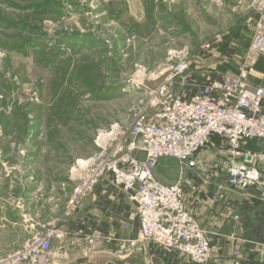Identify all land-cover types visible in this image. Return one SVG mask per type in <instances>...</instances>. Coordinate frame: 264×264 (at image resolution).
<instances>
[{
  "label": "rangeland",
  "instance_id": "374dc122",
  "mask_svg": "<svg viewBox=\"0 0 264 264\" xmlns=\"http://www.w3.org/2000/svg\"><path fill=\"white\" fill-rule=\"evenodd\" d=\"M257 4L0 0V207L16 201L23 208L25 193L41 189L32 203L42 213L28 218L30 224L62 215L74 171L100 153L98 137L129 129L140 102L170 73L173 59L199 67L205 59L206 69L218 64L223 72L222 62L229 59L218 46L226 44L239 48L227 64L238 66L250 39L242 27ZM206 45L213 50L205 51ZM173 175L167 178L172 184Z\"/></svg>",
  "mask_w": 264,
  "mask_h": 264
},
{
  "label": "built area",
  "instance_id": "2783aa9c",
  "mask_svg": "<svg viewBox=\"0 0 264 264\" xmlns=\"http://www.w3.org/2000/svg\"><path fill=\"white\" fill-rule=\"evenodd\" d=\"M257 1V18L248 19L252 39L239 74L199 85L191 82L192 65L186 59H173L170 73L140 102L129 129L114 128L100 135V153L74 171L75 186L62 215L35 225L30 240L0 256V264H41L51 254L53 241L63 244L70 236L84 239L90 251L117 244L118 257H130L139 247L154 243L195 264L212 261L215 248L209 231L189 210L186 190L196 189L190 174L198 169V155L219 148L215 138L222 140L231 187L263 185L264 153L245 150L250 140L264 141V85L251 82L257 60L264 57V0ZM204 50L211 51V45ZM185 88L190 93L191 88L198 90L189 97L181 94ZM163 159L177 162L179 176L173 184H164L156 177L155 169ZM104 181L133 193L140 222L136 239H118L96 230H70L68 223L82 201ZM255 245L264 251V243ZM233 264H245L241 252L235 253Z\"/></svg>",
  "mask_w": 264,
  "mask_h": 264
},
{
  "label": "crops",
  "instance_id": "0c3cea01",
  "mask_svg": "<svg viewBox=\"0 0 264 264\" xmlns=\"http://www.w3.org/2000/svg\"><path fill=\"white\" fill-rule=\"evenodd\" d=\"M253 15L249 18L256 19L257 15ZM249 18L246 19L242 27L248 32L250 39L243 47L241 62L245 58L252 39V31L250 30L251 33L248 31ZM238 32L239 30L235 31L236 36ZM218 49H222L223 54L226 52L223 58L226 60L228 58L229 61L230 59L235 60L237 52L240 51L236 47L230 49L226 44L218 46ZM211 50L213 49L211 48ZM213 57L215 56L213 55ZM223 58H221L222 61ZM204 61L206 60H203V64ZM229 61L222 62L226 64L221 67V71L224 73L217 71L218 64L209 67V69L202 66V63L201 67L192 66L191 82L204 85L209 81L223 80L226 76H237L242 63L240 62L237 67L232 68L227 65ZM220 64L219 66H221ZM223 69L228 71L225 72ZM255 70L251 82L254 85H264V57L257 60ZM197 90L198 88H191L190 93L189 89L185 88L181 94H188L189 97H192ZM214 142L219 148L206 149L198 155V169L193 175L190 174L196 189L186 190L185 197L189 210L209 231L211 245L215 248L213 259L209 264H233L237 251L242 253L245 264H264V251L255 245L264 243V166L261 168L263 185L247 189L231 187L227 182L225 156L221 151L222 140L215 138ZM245 150L264 153V141L250 140ZM213 152H218L215 158ZM164 160L173 161L174 165L166 168L162 163ZM158 173L164 181L159 178ZM155 174L157 179L164 184H172L167 178L170 177V174H174L173 181L176 182L179 176L177 162L173 159L160 160ZM27 190L29 189L27 188ZM40 190L36 189L30 194L25 193L27 194L26 205L23 208L19 207L16 201L13 204L7 203L8 205L3 204L0 207V256L17 250L26 242L27 236L32 237L31 234L34 233L33 227L35 226L30 224L28 218H34L37 214L42 213L32 203L36 193ZM132 195V192L125 193L108 181L100 183L93 193L80 204L77 213L68 223L70 230L72 232L96 230L105 235H113L118 239H136L140 222L136 204L131 199ZM49 212V210H44L43 215L47 216ZM128 224L129 228L126 227ZM29 229L31 234H29ZM52 248L51 254L41 264H195L190 259L182 258L176 252L164 249L154 243L139 247L130 257L116 256L117 244H113L107 249L90 251L84 239L74 236H70L63 244L53 241Z\"/></svg>",
  "mask_w": 264,
  "mask_h": 264
}]
</instances>
